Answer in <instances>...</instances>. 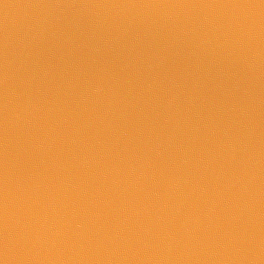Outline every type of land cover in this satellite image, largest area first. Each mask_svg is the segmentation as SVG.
<instances>
[{
  "label": "water",
  "instance_id": "95a60500",
  "mask_svg": "<svg viewBox=\"0 0 264 264\" xmlns=\"http://www.w3.org/2000/svg\"><path fill=\"white\" fill-rule=\"evenodd\" d=\"M0 264H264V0H0Z\"/></svg>",
  "mask_w": 264,
  "mask_h": 264
}]
</instances>
